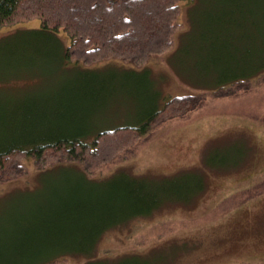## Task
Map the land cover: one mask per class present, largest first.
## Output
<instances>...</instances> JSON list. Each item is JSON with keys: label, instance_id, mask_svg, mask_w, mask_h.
<instances>
[{"label": "rangeland", "instance_id": "1", "mask_svg": "<svg viewBox=\"0 0 264 264\" xmlns=\"http://www.w3.org/2000/svg\"><path fill=\"white\" fill-rule=\"evenodd\" d=\"M196 2L183 4L173 50L147 69L80 55L104 84L63 62L65 33L33 34L36 17L0 26V141L71 122L113 127L140 118L142 103L206 96L87 176L80 161L40 171L23 158L25 173L0 183V264L53 254L55 264H264V0ZM238 75L246 89L207 91ZM121 167L188 203L138 210Z\"/></svg>", "mask_w": 264, "mask_h": 264}, {"label": "trees", "instance_id": "2", "mask_svg": "<svg viewBox=\"0 0 264 264\" xmlns=\"http://www.w3.org/2000/svg\"><path fill=\"white\" fill-rule=\"evenodd\" d=\"M190 1L192 0H0V26L36 17L41 24L37 28H31L33 34L54 36L60 40L58 34L65 33L70 41L65 45L60 40L63 62L84 67L89 71L86 72L88 74L93 73L90 81L93 85L95 82L104 84L91 71L97 68L85 66L80 55H85L84 60L91 58L94 62L110 61L104 66L118 65L114 62L121 61L129 64L125 67L119 65L122 68L147 69V64L156 56L163 51L173 50L175 36L183 27L180 22L183 4ZM89 78L91 77L88 76L86 80ZM226 80L228 86L216 85L214 89L206 90L216 95H233L246 89L249 82L239 78V75L229 76ZM204 97L206 96L202 92L169 97L163 102V97H160L158 103L151 100L147 110H144L142 103L140 118L137 119L132 114L133 121L108 128H90L84 124H81L82 128H76L75 125L70 127L73 124L71 122L65 125L68 131L59 127H46L41 131H33L34 134L29 136H24L26 133L21 131L12 136L17 139L0 141V183L24 174L25 166L21 162L27 157L34 158L40 171L80 161L86 165L83 172L87 176L90 171L95 172L112 161L119 152L133 147L153 126L177 117L189 116L200 106ZM119 171L125 172L121 177L124 178L122 180L127 184V189L142 202L138 209L142 212L150 215L166 203L186 202L174 197L172 201H167L162 188L149 184L144 176L139 177L124 167ZM205 186L206 181L197 189L198 193L193 194L194 198L203 192ZM185 187L184 191L180 189V193L186 191ZM60 256L53 254L45 262L55 264Z\"/></svg>", "mask_w": 264, "mask_h": 264}]
</instances>
